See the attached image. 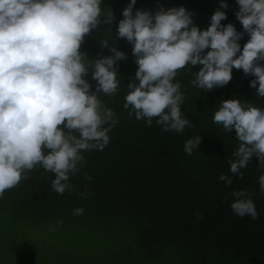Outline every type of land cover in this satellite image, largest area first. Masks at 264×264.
Returning <instances> with one entry per match:
<instances>
[{
    "label": "trees",
    "instance_id": "obj_1",
    "mask_svg": "<svg viewBox=\"0 0 264 264\" xmlns=\"http://www.w3.org/2000/svg\"><path fill=\"white\" fill-rule=\"evenodd\" d=\"M226 2L229 7L223 10L227 19L221 23H232L238 32H244L236 17L237 0ZM129 3L130 0H102L101 20L113 13L112 23L102 22L81 46L86 61L93 63L98 54L112 55L108 48L100 47L102 40L127 55L116 65L117 92L99 95L119 121L108 133V145L102 151L81 153L83 166L70 176L71 190L63 194L52 188L55 174L37 165L26 179L0 196V214L6 212V219L0 217V240L5 241L0 243V257L12 264L21 258L26 261L28 256L35 258L43 240L48 244L45 254L56 260L41 264H264V192L259 188V176L264 170L259 168L258 158L253 157L241 169L243 179L231 173L228 161L234 159L232 154L239 141L235 130L225 132L222 124L213 122L222 100L248 102L264 110V97L250 86L256 77L233 68V78L227 85L205 91L191 84L200 66L178 70L173 82L181 85V111L190 120L182 133L164 131L156 118L147 126L146 119L137 120L134 113L129 116L131 108H124L125 97L130 91L128 83H138V65L133 45L119 38L117 31ZM220 3L221 0H137L135 9L155 12L160 6H183L193 13L194 24L203 31L210 26ZM249 39L245 32L239 41L241 50ZM92 71L89 67L86 78L95 90L97 82L91 77ZM197 136L203 138L201 144L189 155L184 150L185 142ZM222 174L232 179L231 185L219 179ZM237 190L249 192L257 219L233 212L232 193ZM76 209H83V213L74 214ZM6 221L7 227L3 226ZM103 227L123 242L104 249L106 255L102 257L90 258L91 249H100L90 246L89 241L94 242ZM27 231L37 235H28ZM8 232L13 236L7 239Z\"/></svg>",
    "mask_w": 264,
    "mask_h": 264
},
{
    "label": "clouds",
    "instance_id": "obj_2",
    "mask_svg": "<svg viewBox=\"0 0 264 264\" xmlns=\"http://www.w3.org/2000/svg\"><path fill=\"white\" fill-rule=\"evenodd\" d=\"M102 0H0V196L16 186L37 165L55 174L52 188L59 194L71 190L70 176L80 172L83 151L103 150L108 133L118 123L112 109L99 99L102 93L117 92V62L127 55L107 40L100 42L112 55L98 54L94 63L81 51L85 37L103 23H112L113 13L101 20ZM137 0L123 10L118 37L133 45L138 70L128 83L124 108L137 120L153 119L164 131L182 133L190 120L181 111L184 96L180 83H174L178 70L200 66L193 86L210 91L227 85L233 68L256 78L250 82L256 94L264 97V0H237V19L223 25L229 7L221 0L210 26L201 30L193 13L185 7L157 11L135 9ZM135 9V10H134ZM250 37L241 50L244 33ZM209 51H205L208 50ZM89 67L96 87L86 78ZM213 122L225 132L235 130L238 149L229 159L230 172L243 179L241 169L253 157L264 170V110L239 100L221 101ZM201 136L185 142L191 154L199 148ZM86 179H91L87 173ZM220 180L231 185L222 174ZM264 192V174L259 176ZM233 212L258 218L247 190L233 191ZM83 209L74 210V214ZM50 230L54 226L50 225Z\"/></svg>",
    "mask_w": 264,
    "mask_h": 264
},
{
    "label": "rangeland",
    "instance_id": "obj_3",
    "mask_svg": "<svg viewBox=\"0 0 264 264\" xmlns=\"http://www.w3.org/2000/svg\"><path fill=\"white\" fill-rule=\"evenodd\" d=\"M245 103H248V102H241V104H245ZM5 215H6V212L0 214V217L3 216V218L6 219ZM0 222H1V219H0ZM15 223H18V222H15ZM3 226L7 227V226H9V223L6 221ZM74 232L76 234H78L79 230L75 229ZM27 234L28 235L31 234L35 237L37 235V232L29 233L27 231ZM115 234H114V232L109 231L107 227H103L102 234L96 233L95 241L93 242V240H90L89 245L92 246L94 244V246L99 248L100 250L99 251H93L91 249V251L89 253L90 258L95 257V256L102 257V256L106 255V252L104 249H111L114 247L115 243L123 242L121 240L117 241L116 237L113 238V235H115ZM15 235H16V233H15ZM11 236H13V234L11 232H8V234H6L7 239L10 238ZM103 239H105L106 241L111 242V243L108 244V242L104 241ZM41 241H43V240H40V242L38 244L39 252L35 258L28 256V260L24 261V259H22V258L17 259V260L13 261V264H41L42 262H45L46 260H56L55 256L45 254V249L48 247V244H44ZM0 243L4 244L5 241L2 239V240H0ZM0 264H12V263L8 262L6 257H0Z\"/></svg>",
    "mask_w": 264,
    "mask_h": 264
}]
</instances>
